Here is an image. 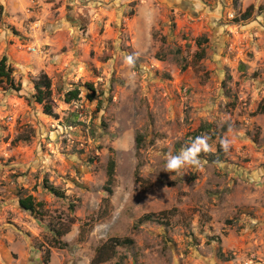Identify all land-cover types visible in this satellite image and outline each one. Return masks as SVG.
<instances>
[{
  "label": "rangeland",
  "instance_id": "374dc122",
  "mask_svg": "<svg viewBox=\"0 0 264 264\" xmlns=\"http://www.w3.org/2000/svg\"><path fill=\"white\" fill-rule=\"evenodd\" d=\"M3 58L20 91L0 90V264H92L111 238L133 245L104 264H264V0H0ZM203 135L199 168L165 170Z\"/></svg>",
  "mask_w": 264,
  "mask_h": 264
},
{
  "label": "trees",
  "instance_id": "16d2710c",
  "mask_svg": "<svg viewBox=\"0 0 264 264\" xmlns=\"http://www.w3.org/2000/svg\"><path fill=\"white\" fill-rule=\"evenodd\" d=\"M207 43V40H205ZM198 48L202 49L201 40L198 41ZM204 58V51L198 52L195 54L194 61L195 66H197L201 60ZM0 90L5 92L10 91H20V86H17L14 76H13V70L11 66L8 64V60L6 58H3L0 61ZM88 91L93 92L94 89L92 86H89ZM82 92L79 89H76L74 91H69L64 94L65 101L67 103H71L77 100H80ZM33 103L42 106L44 114L49 117L55 116V104L53 99V90H52V83L47 78V76H43L39 81L35 84V92L32 96ZM262 111V110H261ZM207 130L211 126L207 125ZM221 141V139H220ZM137 149H139V145L137 144ZM221 154L223 152V149L220 144ZM111 156L109 158L108 162V171H107V181L104 186V190L108 193L109 196L113 195V187L115 184V175H116V160L114 157V150L110 149ZM48 191L52 193L53 195L57 197H61L59 191L57 189H54L52 187H48ZM19 206L22 210L27 211L31 213L33 216H43V203L37 202L32 196H19ZM152 219L160 220V218H155V216H145L140 220L141 223L146 221H153ZM52 232L55 234V237L58 239H62L63 237L67 236L70 233L69 228H57L53 227ZM59 244H57L55 247H62L61 249H64L67 244L64 242L58 241ZM61 243V244H60ZM133 245V241L130 239H119V238H111L109 239L105 244H103L101 247H99L96 251L95 257L92 260V264H104L106 262H109L112 260L116 254L117 249L120 247H130ZM50 263V252L47 253V257L45 259V264Z\"/></svg>",
  "mask_w": 264,
  "mask_h": 264
},
{
  "label": "clouds",
  "instance_id": "9594fccd",
  "mask_svg": "<svg viewBox=\"0 0 264 264\" xmlns=\"http://www.w3.org/2000/svg\"><path fill=\"white\" fill-rule=\"evenodd\" d=\"M125 62L132 66L135 64L134 56H127ZM209 137L207 135L198 136L193 139L191 144L183 147L178 154L168 153L165 170L167 172H175L181 174L186 167L199 168L201 166L200 153L210 152L211 145L208 143ZM222 149L227 152L232 144V141L227 137L220 141Z\"/></svg>",
  "mask_w": 264,
  "mask_h": 264
}]
</instances>
